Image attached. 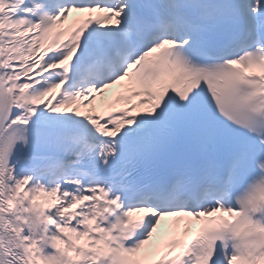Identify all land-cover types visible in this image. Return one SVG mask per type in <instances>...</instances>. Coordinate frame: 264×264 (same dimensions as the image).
Here are the masks:
<instances>
[{
  "label": "snow or ice",
  "instance_id": "snow-or-ice-1",
  "mask_svg": "<svg viewBox=\"0 0 264 264\" xmlns=\"http://www.w3.org/2000/svg\"><path fill=\"white\" fill-rule=\"evenodd\" d=\"M0 264H264V0H0Z\"/></svg>",
  "mask_w": 264,
  "mask_h": 264
},
{
  "label": "bare ground",
  "instance_id": "bare-ground-1",
  "mask_svg": "<svg viewBox=\"0 0 264 264\" xmlns=\"http://www.w3.org/2000/svg\"><path fill=\"white\" fill-rule=\"evenodd\" d=\"M98 103H100V101H98Z\"/></svg>",
  "mask_w": 264,
  "mask_h": 264
}]
</instances>
